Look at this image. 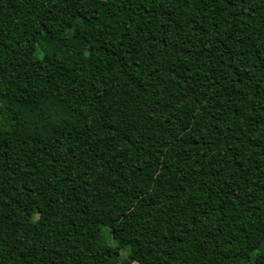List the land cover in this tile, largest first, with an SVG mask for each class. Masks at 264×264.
I'll use <instances>...</instances> for the list:
<instances>
[{"label":"trees","instance_id":"16d2710c","mask_svg":"<svg viewBox=\"0 0 264 264\" xmlns=\"http://www.w3.org/2000/svg\"><path fill=\"white\" fill-rule=\"evenodd\" d=\"M0 114V264H264V0H0Z\"/></svg>","mask_w":264,"mask_h":264},{"label":"rangeland","instance_id":"374dc122","mask_svg":"<svg viewBox=\"0 0 264 264\" xmlns=\"http://www.w3.org/2000/svg\"><path fill=\"white\" fill-rule=\"evenodd\" d=\"M6 127H7V122H6V120L4 119V117L1 116V114H0V129H2V128H6ZM100 234H101L104 238L108 239V240L110 241V243L113 244L112 239H111V236H110V233H109V230H108L107 228H101V229H100ZM128 253H129V250H124V251H122L121 254H120L119 259L121 260V259L125 258V257L127 256ZM132 264H138V263H132Z\"/></svg>","mask_w":264,"mask_h":264}]
</instances>
